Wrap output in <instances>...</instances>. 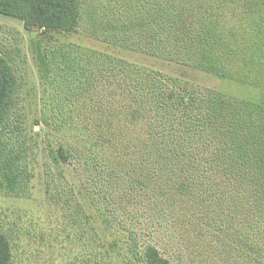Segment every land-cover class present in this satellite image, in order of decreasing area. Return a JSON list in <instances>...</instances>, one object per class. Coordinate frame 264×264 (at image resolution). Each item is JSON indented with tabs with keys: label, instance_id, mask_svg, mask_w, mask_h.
<instances>
[{
	"label": "rangeland",
	"instance_id": "374dc122",
	"mask_svg": "<svg viewBox=\"0 0 264 264\" xmlns=\"http://www.w3.org/2000/svg\"><path fill=\"white\" fill-rule=\"evenodd\" d=\"M159 2L81 0V19L71 32L28 31L21 20L0 14V53L11 62L18 79L12 126L20 132L27 166L12 189L0 174V230L12 243V264H99L101 259L100 264L125 263L123 230L120 223L108 220V200L117 222L126 220L141 232L139 246L151 242L175 264H252L242 243L240 207L231 210L218 204L205 214L209 219L194 224L184 213L176 219L170 208L188 212L187 197L171 195L167 204L160 203L158 193L164 190L161 181L166 177L149 182L140 170L130 172L127 153L130 148H138L134 152L139 153L143 129L132 126L131 111L123 110L111 96L116 84L96 94L106 98L105 118L111 124L97 139L98 145L106 146L104 152L97 151L101 165L85 163L81 157L59 165L51 158L62 140L77 141L75 131L92 137L98 133L68 124L59 129L55 120L46 123L41 118L42 97L48 98L49 88L46 91L41 84L39 55L45 47L74 44L88 60L107 55L122 60L129 71L152 69L185 78L203 88L204 107L214 105L220 116L251 114L254 152L262 167L257 174H264V0L180 4L182 18L191 24L190 35H182L185 59L165 58L158 48L142 41L146 25L157 19ZM61 73L54 67L47 76ZM84 87L82 77L80 92ZM94 92L95 85L85 89L87 97ZM67 110L80 121L86 114L81 101L72 112ZM94 112L98 116L99 108L94 107ZM249 234L253 238V232Z\"/></svg>",
	"mask_w": 264,
	"mask_h": 264
},
{
	"label": "trees",
	"instance_id": "16d2710c",
	"mask_svg": "<svg viewBox=\"0 0 264 264\" xmlns=\"http://www.w3.org/2000/svg\"><path fill=\"white\" fill-rule=\"evenodd\" d=\"M185 1L160 0L156 21L146 25L144 45L158 48L159 54L168 59H185L186 40L182 35L189 36L191 31V24L187 25L182 18L183 11L179 6ZM0 14L21 20L28 31L71 32L80 22L82 6L81 0H0ZM126 65L107 55L88 60L74 44L43 49L38 67L41 84L46 91L49 88V93L48 98L42 97L41 118L46 123L55 120L59 129L68 124L74 129L82 127L86 131H98L92 137L74 130L77 141L62 140L51 151V158L59 165L80 157L85 163L101 165L97 151L104 152L106 146L98 145L97 139H102L103 130L111 124L105 118L108 115L104 107L107 100L96 94L99 89L116 84V92L111 96L118 99L123 110L131 111L132 126L143 129L139 153L134 152L138 148H130L131 152L127 153L131 159L130 172L140 170V174H147L149 182L166 177L161 181L164 190L158 193L160 203L167 204L171 195L174 199L187 197L188 212L170 208L176 219H181L184 213L194 224V220L209 219L205 214L218 204L231 210L240 207L245 230L243 247L247 248L252 264H264V174H257V169L262 167H258L254 152L251 114L242 112L236 118L220 116L214 105L208 109L204 107L206 93L201 86L152 69L129 71ZM54 67L62 73L47 76ZM82 77L85 87L80 92ZM93 85L95 92L87 97L85 89L91 90ZM17 91L15 70L0 53V174L11 189L27 170L25 151L18 136L20 132L12 126ZM79 101L86 107L82 121L73 119L79 116L70 115L67 110L72 112V106ZM94 107L99 108L98 116ZM259 188H263L261 193ZM105 209L111 215L108 220L120 223L123 230L128 256L123 264H175L153 243L145 242L139 246L141 232L126 220L119 218L117 222L118 217L109 200ZM145 221L153 225L151 220ZM249 231L253 232V238ZM12 263V243L0 230V264Z\"/></svg>",
	"mask_w": 264,
	"mask_h": 264
}]
</instances>
